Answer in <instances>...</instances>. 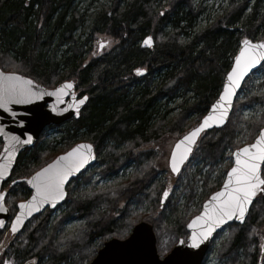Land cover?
<instances>
[{
	"label": "trees",
	"instance_id": "obj_1",
	"mask_svg": "<svg viewBox=\"0 0 264 264\" xmlns=\"http://www.w3.org/2000/svg\"><path fill=\"white\" fill-rule=\"evenodd\" d=\"M73 2L0 0V67L27 75L49 88L72 81L79 96L88 95L78 119L47 129L65 127L64 138L70 140L66 150L79 141L92 143L100 164V168L74 179L76 184H88L92 188L74 195L72 184L62 205L64 209L55 217L50 218L53 211L49 209L34 216L26 223L24 233L9 237V241L5 238L6 230H0L3 253L0 264H4L5 259L9 264L90 263L106 240L126 238L132 227L142 220L154 226L161 256L180 239L186 240V225L201 208L198 206L190 213L197 196V179L188 176L181 192L171 202L172 180L178 177L168 168L156 167L159 154L155 149L136 153V148L164 137L175 141L197 125L218 97L240 40L264 38V0H229L223 13L199 31L191 30L193 18L199 11L194 0H171L161 10L156 0H111L95 14L84 40L75 32L85 14L81 15ZM181 20L186 23L181 25ZM168 26L172 28L166 31ZM96 34L109 36L114 44L108 52L88 57L91 51L88 44ZM147 37L152 38L153 46L144 45ZM65 44L67 48L59 55L58 49ZM137 68L144 71L137 74ZM159 71L164 72L160 78L156 75ZM249 80L242 85L227 123L222 128L206 131L193 152L192 161L200 159L203 167L209 166L202 178L203 185H207L202 203L220 188L232 165L227 151L241 147L246 134L245 144L251 143L264 127V93L239 95L246 90ZM177 95L183 97L178 104L179 114L170 121L159 116L149 127L154 120L153 109ZM254 104L260 105L259 117L247 122L241 115L242 109ZM192 115L195 116L190 120ZM240 126L246 131L242 132ZM44 137L45 131L39 140ZM39 140L21 153L11 177L4 184L11 216L17 210L18 201L26 198L30 191L23 180L14 185L9 182L38 170L31 168L30 159L37 158ZM54 158L52 156L44 165ZM224 162L226 166L219 172L218 180L209 184L210 176ZM128 165H133L134 169L121 186L94 190V174L105 178L118 174ZM166 189L169 197L161 206ZM182 194V213L174 223L165 222L164 210L169 206L175 212ZM145 204L149 211L136 212ZM83 217L85 222L77 233L68 235L62 231L66 220ZM225 229L228 235L217 251L224 264H264L257 236L259 231L264 232V194H257L243 223L234 221ZM98 237L99 241L95 242Z\"/></svg>",
	"mask_w": 264,
	"mask_h": 264
},
{
	"label": "snow or ice",
	"instance_id": "obj_2",
	"mask_svg": "<svg viewBox=\"0 0 264 264\" xmlns=\"http://www.w3.org/2000/svg\"><path fill=\"white\" fill-rule=\"evenodd\" d=\"M107 41L100 42L103 48ZM143 43L151 46L152 38L147 37ZM243 47L239 54L235 56L230 71L227 72L226 81L222 85L217 100L210 105L209 114L203 117V121L198 127L193 128L183 136L175 145L171 153V169L174 173L180 172V166L188 159L195 143L202 130L210 126L225 125L230 109L233 106V99L237 95V90L241 89L242 82L257 66L264 69V42L253 43L248 39L242 41ZM137 74L144 69L137 68ZM33 81L25 79L15 74L0 73V108L8 110L9 104L27 103L31 99H39L40 95L33 90ZM73 84L66 82L51 93V95L65 94L66 89H71ZM87 97L77 101V105L84 104ZM70 107H72L70 105ZM2 131V129H0ZM16 143H20L19 137L11 138ZM33 137L29 135L23 143H31ZM92 146L90 144H78L69 151L59 156L52 163L41 168L27 181L35 189V194L27 202L19 204L21 211L16 215V219L11 224V231L15 233L18 226L23 222L25 214L31 215L36 210L37 205L43 206L45 203L61 200L66 195L64 191L65 181L73 172L79 171L92 158ZM14 152L9 151L8 159H11ZM234 164L227 172L221 190L213 193L209 202L204 205L203 212L196 216L188 227L200 226V231L193 232L192 246L197 247L199 241L207 240L214 229L224 225L226 221L237 220L243 222L245 215L249 211V205L253 203V198L258 193L264 194V128L259 130L253 143L238 147L231 153ZM8 164H0V178L7 175ZM15 183V181H13ZM169 196V191H163L162 200ZM5 194L0 192V212L6 211L3 206ZM0 220V226H3ZM264 250V245H261ZM7 264V262H5Z\"/></svg>",
	"mask_w": 264,
	"mask_h": 264
},
{
	"label": "water",
	"instance_id": "obj_3",
	"mask_svg": "<svg viewBox=\"0 0 264 264\" xmlns=\"http://www.w3.org/2000/svg\"><path fill=\"white\" fill-rule=\"evenodd\" d=\"M244 39H248L252 41L253 43L264 42V39H261V40H253L251 38H244ZM244 39H242L239 43L237 51L233 57L231 66L234 63L235 56L239 54L240 48L243 47L242 41ZM152 44L153 42L151 43V45ZM258 68L260 67L257 66L256 69H254L245 78V80L253 72H255ZM0 73L15 74V75L22 76L25 79H30L33 81V84L31 85L33 90L39 94H42L40 95L39 99H31L27 103L12 102L9 104L7 111L5 109L0 108V129H2V131H0V139L3 142L2 148L0 149V164L7 163L9 165L7 168V175L0 178V192H3L5 194V197L3 200V206L6 209V211L0 212V220L4 222L3 226H0V229H4V227L7 225L10 219V210L6 206V203H5L7 192L5 190H2V186H3V183L7 181L8 178L10 177L11 172L21 152L27 147H33L36 144V142L39 140L41 133L47 126L52 125V124L60 125L64 123L65 121L70 120L72 118H79L80 112L88 100V96L84 95L78 98L77 93L75 92V85L72 81H64L53 88H47L42 83L37 82L33 78L26 76L24 74L18 73V72L4 71L0 67ZM226 75L224 77L223 83L226 81ZM245 80L242 82V85L245 82ZM66 82H71L73 84V87L71 89H66L65 94L60 95L59 97L57 95H51V93L55 92L57 88H59L61 85H63ZM221 91H222V88H221ZM239 91L240 89L237 90V95ZM237 95L233 99V106H234ZM83 97H87L84 104L77 105V101L82 99ZM70 105L72 107H70ZM233 106L230 109L229 116L232 112ZM209 111H210V107L204 116L208 115ZM203 117L201 118L200 122L193 128L199 126V124L203 121ZM223 126L224 125L222 126L213 125L201 131L195 143L192 145V151L191 153H189L188 159L184 162V164L180 166L181 170L183 169L184 165L190 159L203 133L206 131L215 129V128H222ZM193 128H191L190 130L185 132L182 136H180L172 146L168 165H169V169L171 173L175 176H177L181 172V170L179 173H174L172 171L171 153L175 149V145L179 142V140H181L183 136L186 135L188 132H190ZM29 135L33 137L32 142L27 143V144L23 143V141L26 140ZM13 136L19 137L21 142L16 143L15 141H13L11 139ZM254 140L251 143H253ZM78 144H90L92 146V153H91L92 158L88 160V162L84 165L83 168H81L77 172H73L72 175H70L68 179L65 181L64 191L66 195L64 196V198L61 200H57L55 202L49 201L45 203L43 206L37 205L36 210L33 211L30 216L25 214L23 218V222L18 226L17 231L13 233L11 231L12 222L15 221L16 215H18L21 211H25L19 208V204L29 201L31 197L35 194V189L32 188V186L27 183V181L31 179V177L35 174V172L29 177L25 179H21L26 182L27 187L31 193L28 198L18 202L17 211L9 223V230L12 235L19 233L23 229L26 222L29 219H31L33 216L43 212L48 207L51 209H54L58 204L62 203L67 197V186L72 181V179L78 177L82 172L87 170L91 165H93L96 162L97 155H96L94 145L88 141H81L73 145L71 148L75 147ZM71 148H69L67 151H69ZM10 150L14 152V155H12L11 159H8ZM67 151L60 153L46 165L52 163L54 160H56L57 157L63 155ZM232 159H233V162H232V166H233L234 158L232 157ZM46 165H44L43 167H45ZM226 178H227V173H226L225 179ZM17 182H19V180L15 181V183ZM223 183L221 184L220 188L217 191L221 190V188L223 187ZM12 184L14 183L12 182ZM213 193L208 197L207 200L204 201L200 212L194 217H192L190 221L187 223L186 228L189 234L187 236L186 241L183 239H180L178 243L171 249V251L167 253L165 256L161 257L160 254L158 253L157 237H156V233L154 231L153 225L147 221H140L132 228L131 232L126 238L121 239L117 237H112L106 240L103 246L98 250L97 254L95 255V257L89 264H202L210 248L211 242L215 234L219 232L220 230H222L223 228H225L228 224L234 221H237L235 219L226 221L224 225H221L219 228L214 229L212 235L207 240H204L201 238L197 247L192 246V239H191L192 234L193 232L198 233L200 231V226L190 228L188 227V225L192 223V221L194 220L196 216L200 215L203 212L205 203L210 201ZM254 199L255 197L253 198V201ZM164 203H165V199L162 200V205ZM251 205L252 204L249 205V210H250ZM248 213L249 211L246 213L245 218L247 217Z\"/></svg>",
	"mask_w": 264,
	"mask_h": 264
},
{
	"label": "rangeland",
	"instance_id": "obj_4",
	"mask_svg": "<svg viewBox=\"0 0 264 264\" xmlns=\"http://www.w3.org/2000/svg\"><path fill=\"white\" fill-rule=\"evenodd\" d=\"M111 0H74L73 6L75 5L76 9L80 12L81 15L83 13L85 14V18H83L82 25L76 30V35H80L81 40H84L86 38V33L89 32V26L95 16V14L102 10L103 5L109 4ZM157 8L159 10L166 7L167 3H169L171 0H156ZM229 0H194V5L197 8L198 7V13L193 18L192 23V31H199L200 29H205L206 26L213 23L214 19L217 17V15H221L223 13V10L228 5ZM264 3V2H263ZM187 9V8H185ZM84 17V16H82ZM186 21H180L181 25H184ZM172 27L168 26L166 28V31L171 30ZM107 41L108 43L104 45L102 49H100V42ZM114 41L109 36H105L102 34H96L93 37V40L89 42L88 46H91V51L89 52L88 57L92 56H99L106 52H108L111 47L113 46ZM67 48V45H61L58 49L59 55H62L64 53V50ZM164 72L159 71L156 75L163 76ZM157 76V77H158ZM155 77V78H157ZM250 80L247 82L246 90L241 91L239 94L240 97H244V93H247L249 95L251 94H263L264 93V69H258L256 72L252 73L251 76H249ZM188 95V94H187ZM239 97V96H238ZM183 100L182 95H177L175 97L167 99V102L159 103L160 107L154 108V120L151 121L149 124V127L154 123L156 119L159 118V116H165L167 121H170L173 117L179 114L180 109L178 107V104ZM260 105L254 104L253 106L248 105L243 107L241 115L245 119V121H249L251 118L258 119L260 114ZM195 115H192L190 118L193 119ZM241 131H246L245 128H242L240 126ZM259 132V131H258ZM65 133V127L61 126L59 128H51L45 130V137L44 139H40L39 144V153L37 155V158L30 159V165H32L31 168H40L44 165V162L49 160L52 156H56L57 154L64 152L66 149L68 142H70L68 137L64 138ZM241 132H239V135ZM258 134V133H257ZM257 136V135H256ZM255 136V137H256ZM176 136L173 135V138ZM255 139V138H254ZM174 139H172L173 141ZM169 137L159 138L156 141L152 142H144L143 144L137 146L136 153L138 151H149L151 149H155L154 151L158 152L159 156L155 161L156 167L159 169L168 168V159L169 155L172 149V146L174 144ZM247 141V134L243 136L242 145H244ZM39 143V142H38ZM51 143V144H50ZM48 145H51L52 148H49ZM232 151H227L228 155H231ZM227 162V161H226ZM226 162L224 164H220L217 166L216 171L210 176V179L208 181L209 184H212L213 182L218 180L219 172L226 166ZM34 164V165H33ZM209 166L203 167V162L200 159H194L189 162L188 170L185 172H182L181 177L172 180L173 190L171 191L173 193V197L170 199L171 202H173L174 197L181 192V188L183 185V182H185L188 178V176H192L195 179H197V196L195 198L194 204L190 207V213H193L195 209L198 206H202V199L207 193V185H203L202 178L205 176L207 169ZM100 168V164L98 163V160L96 164L92 165L87 172L91 171L92 169H98ZM133 165H128L124 167L122 170L118 172V174L111 175L105 178H102L99 174H94L92 181L94 190L99 187H113V186H121L122 182L127 181L130 175L133 172ZM187 174V175H186ZM29 176V175H28ZM161 176V175H160ZM12 181V180H11ZM10 183V182H9ZM77 182H73V192L74 195L80 192V190L89 191L92 186H89L88 184H82L78 185ZM175 187V188H174ZM78 189V190H77ZM86 193V192H85ZM183 203H184V197L183 194L180 196L179 201L176 202L175 205V212L171 211V207H167L164 210V221L167 223H174L177 215H180L182 213L183 209ZM65 207V206H64ZM64 207L60 208L61 210H57L56 212H53L50 216V218L55 217L57 214H59ZM137 207V206H136ZM138 208V207H137ZM149 211L148 205H143L142 207H139L137 211ZM85 222V218H70L66 220L62 224V231L64 233H67L68 235L70 233H77L80 229V226ZM132 230V229H131ZM129 231V233L131 232ZM23 232V231H22ZM24 233V232H23ZM5 235H7L5 233ZM129 235V234H128ZM228 235L227 229H223L221 232H219L218 236L214 239V243L211 245L208 253L206 254V257L204 259L203 264H224L222 260H220L217 256L218 248L221 245V242L226 239ZM258 239L260 240L259 245V255L260 258H262V262L264 261V250L261 249V245H264V232H258L257 233ZM21 237V235H20ZM98 237L95 242L99 241ZM10 238L8 237V241ZM174 246V245H173ZM173 248V247H172ZM160 254V253H159ZM0 257H1V248H0ZM7 264H9V260H6ZM26 264V263H24ZM32 264V263H27ZM34 264V263H33ZM87 264V263H84Z\"/></svg>",
	"mask_w": 264,
	"mask_h": 264
},
{
	"label": "flooded vegetation",
	"instance_id": "obj_5",
	"mask_svg": "<svg viewBox=\"0 0 264 264\" xmlns=\"http://www.w3.org/2000/svg\"><path fill=\"white\" fill-rule=\"evenodd\" d=\"M11 182H12V181H11ZM29 195H30V193H29ZM29 195H28V196H29ZM28 196H27V197H28ZM27 197H26V198H27ZM26 198H24V199H26ZM62 205H63V204L58 205V206L56 207V209L59 210V209L62 207ZM45 211H47V209H46ZM6 237H7V235H6ZM6 237H5V238H6ZM3 242H4V241H3ZM3 242H2V243H3ZM2 254H3V253L1 252V257H2ZM1 257H0V258H1Z\"/></svg>",
	"mask_w": 264,
	"mask_h": 264
},
{
	"label": "bare ground",
	"instance_id": "obj_6",
	"mask_svg": "<svg viewBox=\"0 0 264 264\" xmlns=\"http://www.w3.org/2000/svg\"><path fill=\"white\" fill-rule=\"evenodd\" d=\"M118 238V237H117ZM157 250H158V248H157ZM159 253V252H158Z\"/></svg>",
	"mask_w": 264,
	"mask_h": 264
}]
</instances>
